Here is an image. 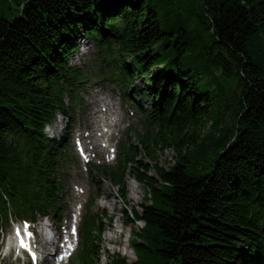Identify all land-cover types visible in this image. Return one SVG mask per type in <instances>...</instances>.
<instances>
[{
    "label": "trees",
    "instance_id": "trees-1",
    "mask_svg": "<svg viewBox=\"0 0 264 264\" xmlns=\"http://www.w3.org/2000/svg\"><path fill=\"white\" fill-rule=\"evenodd\" d=\"M82 40L153 131L138 137L151 166L123 145L100 169L122 200L128 175L151 198L132 213L144 222L133 249L163 264H264V0H0V233L61 219L68 145L45 127L74 112ZM157 150L173 153L168 169ZM101 218L81 225L71 264L98 259Z\"/></svg>",
    "mask_w": 264,
    "mask_h": 264
},
{
    "label": "rangeland",
    "instance_id": "rangeland-1",
    "mask_svg": "<svg viewBox=\"0 0 264 264\" xmlns=\"http://www.w3.org/2000/svg\"><path fill=\"white\" fill-rule=\"evenodd\" d=\"M99 59L97 50L91 43L80 41L79 50L74 54L69 64L77 67L87 80L76 95L74 112L69 113L68 109L67 115H57L54 121L45 127V134L48 138L62 139L68 145V150L65 153L67 160L64 162L63 169H59L60 178L62 176L67 178L59 202L61 220L46 217L48 220L46 225H51L52 232L54 229L57 230L59 223L67 226L74 210L77 209V204H79V226L94 215L100 217L102 212L106 214L107 218H111L110 223L102 218L99 221L105 230L101 237V246H107L114 251V255H119L128 263L134 262L137 257L142 264H163L159 258L149 254L147 249L139 247L133 249V243L138 241L136 231L141 228H138V225L134 223L126 224L122 217V211L125 210L128 218L132 220L131 212L141 213L142 205L151 204L147 189L128 175L124 179L126 198L122 200L117 192L118 187H115L111 180L100 171L104 167L115 168L118 166L119 161L123 158L121 155V146L123 145L134 146L137 149L136 158L151 166L152 160L140 148L138 137L146 135L148 140L152 141L153 131H147L142 125L141 116L137 114L135 105L121 98L120 88L109 78H103L104 73L98 66ZM140 88L141 83L137 82L136 89ZM80 103L81 106H79ZM107 142L115 149L113 153L111 152L112 148L108 150L103 146ZM78 145L82 146L83 153L87 157L86 161L80 158L77 151ZM155 156L158 166L165 170L173 162V153L170 150H157ZM148 174L153 175V171L151 170ZM130 186L135 187L136 194H131ZM111 203L112 206H110ZM44 221V217L38 216L36 225L30 229L38 234L40 241L53 245L55 236L44 228L46 226L43 225ZM13 222L15 221L10 220L9 226L0 233V264H26V262L22 263V260L17 261L13 255H8L5 248L6 243H11V233H15L17 228H24V225H15L18 221ZM12 224L13 228L10 230ZM111 235L113 240L108 239ZM141 238L145 239L144 236ZM76 239L79 242L78 237ZM122 249L124 253H122ZM48 251H52L50 246ZM68 264H71V260ZM172 264L178 263L173 262Z\"/></svg>",
    "mask_w": 264,
    "mask_h": 264
},
{
    "label": "bare ground",
    "instance_id": "bare-ground-1",
    "mask_svg": "<svg viewBox=\"0 0 264 264\" xmlns=\"http://www.w3.org/2000/svg\"><path fill=\"white\" fill-rule=\"evenodd\" d=\"M97 146V145H96ZM93 148H95L94 145H92ZM130 189H131V194L134 195L136 194V189L135 187L133 186H130ZM80 193V192H79ZM113 204L111 203L110 206H112ZM132 213V212H131ZM134 224H137L138 228H143L144 226V222L143 221H134L133 222ZM132 224V223H131ZM41 237H42V234H41ZM109 240H113V236H109L108 237ZM70 243L72 244V242L70 241ZM46 244H49L47 242H44V241H41V245H40V248H44ZM123 250V249H122ZM114 251L113 250H110L107 246H100V249H99V254H98V259L96 260V263L95 264H110V261L112 259V257L114 256ZM112 253V254H111ZM122 253H124V250L122 251ZM111 254V255H110ZM117 255V254H116ZM125 255V254H124ZM49 259V257H47V260ZM131 263V262H130Z\"/></svg>",
    "mask_w": 264,
    "mask_h": 264
},
{
    "label": "snow or ice",
    "instance_id": "snow-or-ice-1",
    "mask_svg": "<svg viewBox=\"0 0 264 264\" xmlns=\"http://www.w3.org/2000/svg\"><path fill=\"white\" fill-rule=\"evenodd\" d=\"M23 234L25 235V236H28V226L25 224L24 225V228H23ZM73 234H75V232H76V229L75 228H73ZM21 234V232L20 231H18L17 232V236H19ZM19 247L21 248V249H25L26 247H27V245H26V242L24 241V240H21L20 242H19Z\"/></svg>",
    "mask_w": 264,
    "mask_h": 264
}]
</instances>
